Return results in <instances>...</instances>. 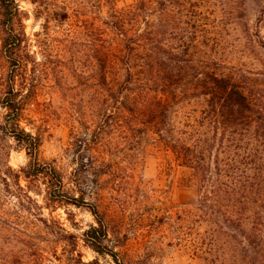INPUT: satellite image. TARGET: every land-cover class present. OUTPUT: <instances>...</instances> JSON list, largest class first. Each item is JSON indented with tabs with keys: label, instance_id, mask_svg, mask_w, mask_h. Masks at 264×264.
Wrapping results in <instances>:
<instances>
[{
	"label": "rangeland",
	"instance_id": "obj_1",
	"mask_svg": "<svg viewBox=\"0 0 264 264\" xmlns=\"http://www.w3.org/2000/svg\"><path fill=\"white\" fill-rule=\"evenodd\" d=\"M60 1L73 3L79 10L62 12L46 33L45 20L39 16L32 0H17L24 12L25 29L34 45L33 51L40 50L35 44L38 33L54 48L53 56L47 60L41 53L37 54L36 59L46 60V65L38 68L37 80L32 81L33 89L21 126L40 138V159L59 167L70 193L76 194L77 188L85 191L88 204L83 208L67 206L54 211L42 210L45 217L65 229L58 235L76 236V247L63 236L60 239L51 236L35 221V216H26L30 226L21 224L35 233L33 241L23 234L25 231L0 228V264H71L69 259L73 253L85 264H116L109 255L94 252L82 239L86 230L97 225L90 210L92 205L99 206L105 215L109 243L119 258L134 264L203 263L199 257L209 256L198 254L194 238L198 233L207 236L212 226L201 219L196 222L197 217L188 213L198 200L196 188L189 180V170L177 165L162 139L140 122L144 120L105 116L106 109H110L107 103L111 101V94L98 85L93 39L68 37L85 30L83 20L88 16L83 12L93 22L98 8L91 2L87 10L83 9L80 6L83 0ZM135 2L116 0V5L122 9ZM208 8L219 25L216 34L222 38L216 58L228 72L244 74L257 87L264 108V0H209ZM107 11L105 8L97 21L109 30ZM70 51L72 57L68 55ZM9 69L0 50V98ZM189 99L181 104L182 117L197 115L200 119L203 100ZM4 114L0 105V121ZM246 133L236 150L242 201L236 264L254 263L251 256L254 248L258 249L260 235L264 234L261 226L264 224V110L262 124L253 125ZM28 162L26 151L6 132L0 131L3 168L10 165L20 170ZM22 185L27 183L22 181ZM3 188L0 182L2 191ZM33 189L31 195L38 205H45V187ZM15 192L21 195L18 188ZM7 200V209L14 213L15 208L17 210L11 203L14 200ZM32 207L37 206L33 203ZM40 212L36 210L34 214ZM223 252L221 249L218 255H229ZM221 260L214 264H222Z\"/></svg>",
	"mask_w": 264,
	"mask_h": 264
},
{
	"label": "trees",
	"instance_id": "obj_2",
	"mask_svg": "<svg viewBox=\"0 0 264 264\" xmlns=\"http://www.w3.org/2000/svg\"><path fill=\"white\" fill-rule=\"evenodd\" d=\"M32 2L45 20L46 33L62 12L79 10L67 1ZM91 2L98 8V16L91 22L83 12L88 16L83 20L85 30L71 32L73 35L68 37L93 39L98 85L111 94V101L107 103L110 109H106L105 116L144 120L140 122L146 129L162 139L177 165L189 170V180L198 193L197 203L191 206L189 215L197 217L196 222L201 219L212 226L207 236L198 233L194 238L198 254L209 256H200L201 264H214L220 258L222 264H236L242 210L236 150L246 132L253 125L262 124L264 108L260 92L244 74L228 72L216 58L222 38L216 34L219 25L216 17L212 19L209 0H136L134 5L122 9L117 7L116 0H83L80 6L87 10ZM105 8L110 18L109 30L97 21ZM24 21V12L17 0H0V50L10 67L0 98L5 110L0 131L11 136L29 158L20 170L10 165L4 169L0 163V182L4 186V192L0 189V228L25 231L23 234L33 241L35 233L21 224L28 225L27 215L35 216V221L51 236L57 239L63 236L76 247V236L58 235L65 229L45 217L42 210L83 208L88 204L86 193L77 188V193L72 194L66 189L59 167L40 159V138L21 126L33 89L32 81L37 80L38 68L46 65L45 61L54 52L41 33L37 34L35 43L40 50L33 51ZM38 53L46 59L44 62L36 59ZM188 98L203 100L200 119L197 115L182 117L181 104ZM22 181L27 185L23 186ZM37 186L45 187V205H38L31 195ZM17 188L21 195L15 192ZM7 199L14 200L11 202L17 207L14 213L7 209ZM33 203L37 207H32ZM36 210L41 212L34 214ZM90 210L97 225L82 234L85 244L99 255H109L116 264H134L119 258L109 243V226L99 206L92 205ZM263 241L264 234H261L258 249L254 248L251 256L253 264H264ZM221 249L223 255H229H218ZM69 260L71 264H85L74 253Z\"/></svg>",
	"mask_w": 264,
	"mask_h": 264
}]
</instances>
